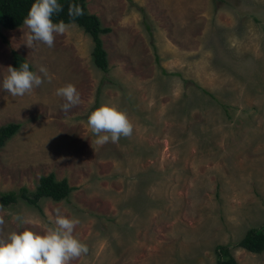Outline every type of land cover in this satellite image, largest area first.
Here are the masks:
<instances>
[{"label":"rangeland","instance_id":"1","mask_svg":"<svg viewBox=\"0 0 264 264\" xmlns=\"http://www.w3.org/2000/svg\"><path fill=\"white\" fill-rule=\"evenodd\" d=\"M87 3L112 29L108 72L76 24L52 47L28 46L25 25L0 35V85L14 52L42 79L22 96L0 86V129L21 125L0 148V198L50 174L74 189L0 204V240L61 215L79 220L73 235L88 249L69 264H218V246L264 264V252L236 247L264 223V0ZM69 83L80 103L65 111L55 93ZM102 104L127 113L130 136L95 144L87 117Z\"/></svg>","mask_w":264,"mask_h":264},{"label":"clouds","instance_id":"2","mask_svg":"<svg viewBox=\"0 0 264 264\" xmlns=\"http://www.w3.org/2000/svg\"><path fill=\"white\" fill-rule=\"evenodd\" d=\"M62 10L59 0H34L23 24L28 28V46L43 43L53 46L56 34L66 31L63 21L53 20V16ZM79 14V8L76 9ZM69 15H72L70 9ZM8 75L2 81V88L11 96L30 93L42 83L41 76L30 70L28 63L18 68L9 66ZM41 73L47 74L41 67ZM57 96L66 101L62 108L67 111L80 103V94L69 83L56 89ZM87 126L94 136L96 145L109 141L118 142L121 137L132 134L133 125L127 113L115 105L102 104L91 111L87 117ZM29 223L27 219L21 221ZM79 220L74 217L57 215L54 226L44 232L30 229L13 231L7 238L0 240V264H69V262L87 252V246L73 235Z\"/></svg>","mask_w":264,"mask_h":264},{"label":"trees","instance_id":"3","mask_svg":"<svg viewBox=\"0 0 264 264\" xmlns=\"http://www.w3.org/2000/svg\"><path fill=\"white\" fill-rule=\"evenodd\" d=\"M34 0H0V35L2 30H15L22 27ZM62 10L53 16L55 21H63L66 25L76 24L89 35L94 43L92 58L94 65L104 72H108V54L104 48L102 37L112 32L111 28H105L100 18L88 11L87 0H59ZM79 8V14L76 9ZM70 9L72 15H69ZM28 63L26 59L17 52L13 53V68H18L21 64ZM30 66V70L34 71ZM20 124H9L0 129V148L18 133ZM74 189L69 185L67 179L57 181L54 174L42 177L35 191L28 188H21L19 191L2 193L0 204L8 207L16 204L20 200L29 205L38 206L42 199H52L56 202L67 200ZM254 254L264 252V223L262 226L252 228L247 231L245 237L236 245ZM218 264H238L231 254L228 246H218Z\"/></svg>","mask_w":264,"mask_h":264},{"label":"bare ground","instance_id":"4","mask_svg":"<svg viewBox=\"0 0 264 264\" xmlns=\"http://www.w3.org/2000/svg\"><path fill=\"white\" fill-rule=\"evenodd\" d=\"M247 251V250H246Z\"/></svg>","mask_w":264,"mask_h":264}]
</instances>
